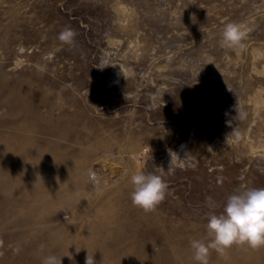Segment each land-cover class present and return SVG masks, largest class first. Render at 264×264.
<instances>
[{
  "label": "rangeland",
  "instance_id": "374dc122",
  "mask_svg": "<svg viewBox=\"0 0 264 264\" xmlns=\"http://www.w3.org/2000/svg\"><path fill=\"white\" fill-rule=\"evenodd\" d=\"M228 23L242 47L221 45ZM141 170L168 185L154 211L131 201ZM253 187L264 0H0V264H197L209 214ZM209 264H264V247Z\"/></svg>",
  "mask_w": 264,
  "mask_h": 264
},
{
  "label": "clouds",
  "instance_id": "9594fccd",
  "mask_svg": "<svg viewBox=\"0 0 264 264\" xmlns=\"http://www.w3.org/2000/svg\"><path fill=\"white\" fill-rule=\"evenodd\" d=\"M73 36L71 30H65L59 39L71 43ZM245 38L246 32L240 24L228 23L222 30L221 45L240 48ZM130 183L133 205L145 212L154 211L165 199L168 185L161 175L141 170L131 176ZM206 227V238L191 240L193 259L197 264H209L210 249L223 254L234 244L247 245L252 249L264 247V187L237 190L230 194L222 212L209 214ZM41 264H62V256L47 255ZM85 264H96L94 255L87 254Z\"/></svg>",
  "mask_w": 264,
  "mask_h": 264
},
{
  "label": "bare ground",
  "instance_id": "6f19581e",
  "mask_svg": "<svg viewBox=\"0 0 264 264\" xmlns=\"http://www.w3.org/2000/svg\"><path fill=\"white\" fill-rule=\"evenodd\" d=\"M131 7V6H130Z\"/></svg>",
  "mask_w": 264,
  "mask_h": 264
}]
</instances>
